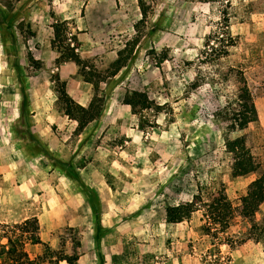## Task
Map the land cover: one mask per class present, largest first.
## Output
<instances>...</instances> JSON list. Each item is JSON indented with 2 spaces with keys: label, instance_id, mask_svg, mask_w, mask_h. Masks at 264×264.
Masks as SVG:
<instances>
[{
  "label": "rangeland",
  "instance_id": "obj_1",
  "mask_svg": "<svg viewBox=\"0 0 264 264\" xmlns=\"http://www.w3.org/2000/svg\"><path fill=\"white\" fill-rule=\"evenodd\" d=\"M216 1L147 0L152 12L144 25H134L136 34L128 43L140 42L159 23L163 35L155 34L154 41L157 44L162 37L161 43L146 52L141 47L126 69L99 86L107 114L85 131L92 129L86 144L91 148L82 157L74 148L67 151L68 158L78 155L76 161L84 164L92 162L97 147H103L110 166L98 168L94 163L97 176L113 179L120 191L135 193L133 208L138 215H147L154 262L169 257L179 259V264H264V197L251 205L242 203L253 182L264 174V0H230L228 33L234 46L227 57L207 65L200 57L205 38L225 30ZM35 2L20 0L18 9L16 0H0V9L13 6L11 13L0 12V24L17 20L18 12L24 19ZM20 25L26 44L34 32L25 20ZM26 46L33 47V42ZM151 50L156 54L166 50L168 60L157 65L155 57L147 54ZM24 52L26 63L38 69L41 62L33 60L37 64L33 66L30 52ZM85 61L108 75L111 63L98 58ZM26 69L28 75L33 72ZM5 76L1 68L0 79ZM57 79L54 70L39 76L43 84L53 83L55 95ZM134 91L145 93L151 102V110L140 118L123 104L125 94ZM249 96L256 121L242 132L233 131L231 122L240 113L230 108L219 113L234 101L238 109L248 107ZM237 138L244 141L254 172L236 178L226 143ZM179 204H187L193 212L180 223H167L166 209ZM73 229L60 234L57 250L43 244L25 252L36 264H64L56 259L67 251V243L80 248L88 237L87 232ZM0 235L10 231L0 229ZM80 251L73 249L75 254Z\"/></svg>",
  "mask_w": 264,
  "mask_h": 264
},
{
  "label": "crops",
  "instance_id": "obj_2",
  "mask_svg": "<svg viewBox=\"0 0 264 264\" xmlns=\"http://www.w3.org/2000/svg\"><path fill=\"white\" fill-rule=\"evenodd\" d=\"M19 4L20 0L16 4L18 9ZM19 16L18 12L15 18ZM152 17L150 22L154 24ZM17 20L13 21L14 45L0 24V69L6 74L0 79V225H20L35 218L41 245L46 244L51 251L57 250L60 234L70 228L87 232L80 248L69 247V243L66 246L64 254L68 256L75 254V248L81 250L75 254L77 264H179V259L168 256L162 263L151 260L153 248L147 238V215H138L139 211L133 208L135 193L120 191L113 179L97 176L94 163L98 162V168L110 166L109 159L103 156V147L93 151L89 163L76 161L78 155L67 156L69 147L79 157L91 148L86 144L90 143L87 138L92 129L85 131L104 120L107 108L104 107L99 120L77 132V123L64 115L58 103L53 83L43 84L39 80L40 73L54 70L65 84L66 94L87 108L93 87L78 74L74 64H55L57 55L50 46L51 23L67 24L83 60L98 58L103 60L101 63H112L135 37L134 25L141 20L137 0H36L24 19ZM23 20L33 29L29 40L33 47L27 48L29 42L25 44L17 29ZM157 27L141 37L121 71L141 47L146 52L161 43L162 37L157 44L154 41L155 34L163 35L161 24ZM27 50L34 61L41 62L38 69L23 59ZM26 68L33 72L28 75ZM16 131L29 133L34 141L17 137ZM93 132L96 134V130ZM27 247L32 250L36 246Z\"/></svg>",
  "mask_w": 264,
  "mask_h": 264
},
{
  "label": "trees",
  "instance_id": "obj_3",
  "mask_svg": "<svg viewBox=\"0 0 264 264\" xmlns=\"http://www.w3.org/2000/svg\"><path fill=\"white\" fill-rule=\"evenodd\" d=\"M17 2L19 0H16ZM147 0H137L138 7L141 13L140 25H144L148 18V15L152 12L151 4L146 3ZM219 4V13L221 15L222 22L225 30L215 31L212 35L205 38V44L201 50L202 64L212 65L219 62L220 59L228 56V50L234 46L233 37L228 33V19L227 9L230 4V0H217ZM13 6L8 4L4 9H0L2 15L11 13ZM3 27L9 32L10 42L12 45L15 44V40L12 35L13 21L5 23L2 20ZM52 28V39L50 42L51 49L57 55L55 60L56 65L63 63H72L78 69V74L84 79V81L93 87V98L87 108H83L76 104L65 91V84L60 80H56L58 83L56 89V96L58 103L62 106L64 115L77 123V132H81L88 124L93 121L99 120L103 114L105 107V97L100 93L99 86L101 83L110 82L123 67L126 66L128 59L133 54L135 47L138 45L139 40L134 39L131 43H127L122 51L118 53L117 59L109 65V73L106 77L102 73L96 71L92 66L87 65L86 61L83 60L78 52L75 44V37H71L74 46L71 47L68 43V32L67 24L62 22L51 23ZM2 30V28H0ZM17 29L22 34V26L18 25ZM156 27L150 29V33L154 32ZM167 51H161L156 54L154 50L149 51L148 55H153L156 59V64L160 65L168 60ZM33 66H37L33 59L30 60ZM236 71L235 69L233 70ZM248 107L246 105L243 108L238 109V102L227 103V106L223 108L222 113H227L229 108L233 113H240L233 122H231L230 129L242 132L248 128V126L256 121L255 110L251 108V98L248 97ZM123 104L130 107L134 116L141 117V113L144 111L151 110V102L145 93L134 91L132 93L125 94L123 98ZM25 102L24 97L21 105L22 111H24ZM228 110V111H227ZM157 111V110H155ZM145 120V119H144ZM143 124V121H140ZM141 124V125H142ZM139 128H143L140 126ZM17 137L27 139L31 142L34 141L32 136L27 132H22L24 136L19 134V131L15 132ZM227 147H230V154L232 156V176L243 177L254 172V166L251 163V159L248 150L245 148L244 141L242 138H237L233 141L226 143ZM264 197V174L252 184V191L243 198V205H251L256 198ZM264 201V198L262 202ZM193 210L185 204H179L175 207H168L166 209V222L167 223H180L184 219L188 218ZM8 226L0 225V229H7L10 231V235H0V264H36L35 260L30 259L28 254L25 252L27 245L38 246L41 245V241L38 236L39 226L35 218L28 219L20 225H14L8 229ZM3 232V230H1ZM4 234V233H3ZM48 252V251H47ZM58 262H65V264H77L76 255H60L57 259Z\"/></svg>",
  "mask_w": 264,
  "mask_h": 264
},
{
  "label": "built area",
  "instance_id": "obj_4",
  "mask_svg": "<svg viewBox=\"0 0 264 264\" xmlns=\"http://www.w3.org/2000/svg\"><path fill=\"white\" fill-rule=\"evenodd\" d=\"M71 35H68V40H67V43L71 46V47H73L74 46V43H73V41H71Z\"/></svg>",
  "mask_w": 264,
  "mask_h": 264
}]
</instances>
